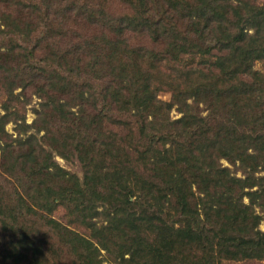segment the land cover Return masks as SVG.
I'll list each match as a JSON object with an SVG mask.
<instances>
[{
	"label": "trees",
	"instance_id": "1",
	"mask_svg": "<svg viewBox=\"0 0 264 264\" xmlns=\"http://www.w3.org/2000/svg\"><path fill=\"white\" fill-rule=\"evenodd\" d=\"M109 1L100 0L101 3L91 5L84 21L79 11L70 8L68 12L78 16L73 25L65 26L66 30L53 24L49 11L43 6L42 14L34 19L36 24L29 23L33 17L29 14L24 20L17 16L11 21L6 18V12L0 14L9 26V33L16 34L0 31V35L3 34L0 37V73L4 81H8L1 83V87L12 92V88L19 83L24 86L35 84L40 89L38 91L49 96L47 99H52L54 103L60 102L61 96L57 93L64 91L68 100L60 102L63 107L58 113L65 122L73 124L72 130L79 133V141L76 142L79 157L88 167L91 163L89 151L92 150L100 162L110 164L106 174L102 171L104 166L93 167L94 174L93 169L88 168L83 180L70 174L79 193L76 197V192L74 196L71 194L70 201L75 200L73 205L79 212H100L97 208L101 204L104 212L115 213L112 217L116 219L118 230H121H117L120 235L116 237V232L107 238L102 234L103 238L98 239L108 250L114 247L116 255L113 260L117 264H124L122 260H126L127 264H152L143 258L147 252L152 254V250L160 254L155 263L166 264L163 250H169L175 241L181 240L186 244H196L198 249L208 250L211 254L263 256L264 232L253 230L255 224L250 227L247 224L250 219L255 222L259 218L254 203L262 208L264 206V84L257 86L256 83L260 82L257 73L247 70V67L252 68L251 62H245L242 73L245 72L253 80L251 84L257 86L253 92L243 88H232V92L218 91L217 88L206 91V99H201L210 109L207 115L201 114L199 100L191 105L186 93L176 88L172 101L161 100L152 89L151 84L157 78L154 72L165 65L167 69L171 61L179 58L178 55L173 56L177 51L195 54L196 51L191 49L195 48V44L190 28L198 24V18L194 17L196 14L184 15L181 20L173 13L172 18L167 17L173 27L167 28L168 24H165L164 34H161L165 40H161L162 46L154 48L146 43L144 47H137L131 38L133 26L135 22L137 25L151 23L152 0H142L141 11L133 4L135 0H128L131 1L129 14L125 9V14H121V8ZM85 3L90 4V0ZM23 9L26 14V8ZM94 14L106 21L97 22ZM177 22H185L184 28ZM63 39H67L68 43ZM112 48L118 49V59L108 56ZM165 54L169 58L167 64L163 62L167 61L163 56ZM74 63L88 66L93 71V77L81 74L80 69H72L68 75L63 72L66 66ZM169 72L172 73V70ZM200 74L214 80L212 76L216 72L200 70ZM179 76V79L185 76L181 69ZM60 81L64 82L60 84ZM65 82H70V85L66 87ZM52 92L57 94V98L50 97ZM176 101L184 114L172 120L171 109ZM73 105L78 106L77 111L71 109ZM190 106L195 107L188 110ZM0 123H3L2 119ZM107 123L112 129H125L124 133L120 135V132L112 130L111 140L106 139L104 129ZM35 139L37 135L29 136V146L32 143L39 145ZM41 148L44 152L43 145ZM31 153L33 158L38 157L35 148ZM222 156L233 164L240 163L245 177L237 174L238 168L232 170L220 163ZM41 165L35 166L34 174L48 168V165ZM256 184L259 188L253 190ZM246 186L251 189L245 190ZM195 189L204 195L198 197ZM26 191L29 192L28 198L20 196L13 201H2L0 207L4 212L24 213L25 208H32L33 211L52 209L53 200H44L45 196L49 198L48 193L40 184L36 186V181L31 179ZM246 193L250 202L244 200ZM52 197L56 200L60 198L57 194ZM173 208L185 216L181 218L178 215L179 226L172 219H165V214ZM139 212L145 213V216L143 213L139 215ZM208 212H216V217H211L210 227L207 228V224L198 219ZM19 214L11 216L1 212L2 263H17L33 258L37 252L45 255L48 251L42 243L28 245L29 234L35 232L20 221L26 213ZM147 226L157 231L164 240L161 244L152 243L154 247L146 252L144 244L138 242V235ZM100 235L97 234L98 237ZM126 253H130L129 258L125 257ZM111 261L109 264H113ZM95 263L100 264H92Z\"/></svg>",
	"mask_w": 264,
	"mask_h": 264
},
{
	"label": "rangeland",
	"instance_id": "2",
	"mask_svg": "<svg viewBox=\"0 0 264 264\" xmlns=\"http://www.w3.org/2000/svg\"><path fill=\"white\" fill-rule=\"evenodd\" d=\"M85 1L0 0V14L6 12V18L9 21L14 20L17 16L24 20L25 16L29 14L33 16L29 23L34 22L36 24L37 22L34 19L37 15L42 14L41 8L43 6L45 10L49 11L48 14L53 24L65 29L68 24L73 25L75 17L78 16L77 13H69L70 8H73L75 12L79 11V15L84 21L86 15H89L87 12L92 7L91 5L95 6L101 3L100 0H90V4H86ZM109 2L114 3L115 7L119 6L121 14H125L123 9L128 14L131 12V1L110 0ZM135 2L133 4L138 11H141L144 1L135 0ZM151 2L153 8V12L150 14V18L153 19L151 23L137 25V22H135L133 26L131 38L137 47H144L146 43L154 48L159 47V45L162 46L161 40H165L161 37V34H164L165 24H168L167 28L173 27L169 22L170 20L167 19V17L172 18L173 13L181 20L184 15L192 16L196 14L194 17L198 18V24L196 26L192 25L190 28L192 29L190 33L193 36L192 41L195 48L189 47L196 51L195 54L189 51L186 53L177 51V54L175 53L173 56L178 55L179 58L171 61L167 69L165 65V67H161L160 71L154 72V76L157 78L154 79L155 83L152 82L151 85L153 91L155 90L157 97L161 100L172 101L173 92H175L173 90L176 88L178 91L182 90L186 93L187 101L191 105L199 100L201 114L207 115L210 109L201 99H206V91H215L217 88L218 91L232 92L231 90H234L232 88H243L249 89V93H252L253 88L255 89V87L264 84V0H152ZM22 8H26V14L24 9L21 10ZM94 18L97 22H100V20L102 22L106 21L98 14H94ZM153 21H155L154 25H152ZM156 21L157 25H155ZM185 22L177 23L184 28ZM0 31L16 35L12 32L9 33V26L5 24L1 16ZM25 35L26 33L22 39ZM63 38L69 39L66 36H63ZM131 38L129 39L130 42ZM67 39L62 41L68 43ZM2 49L4 50L5 46ZM231 49L233 51H230ZM246 52L247 55L249 54L248 56L245 55ZM118 53V49L112 48L108 56L110 55L113 60L118 59ZM163 56L167 59L163 62L167 64L169 58L166 54ZM82 59H85V57H82ZM247 60L249 63L251 62L252 66V68L247 67V70L255 71L256 76L260 79V82L256 83L257 86L251 84L253 80L245 72L242 73ZM209 65H212L210 70H208ZM72 69L74 71L80 69L81 74L90 78L93 77V71L85 64L74 63L66 66L63 72L68 75L72 72ZM180 69L182 74L185 75L182 79H179ZM169 70H172V73ZM200 70H204L206 73L209 71L216 72V75L212 76L214 80L200 74ZM218 74L219 76H217ZM238 78H240L239 82ZM3 82L8 81H4V77L0 73V119L3 120V123H0V204L2 201L16 200L20 196L28 198L29 192L26 189L31 179L36 181V186L40 184L44 191L48 193L49 198L45 196V201L53 200L50 211L36 210V208V211H33L32 208H25V214L24 212H4L0 207V218L1 212L11 216H20L19 213L26 215V217L20 218V221L25 222L35 232L29 234L28 245L42 243L43 247H48L45 255L37 252L33 258L29 257L12 264H92L93 262L109 264L111 260L113 264H117V261L113 260L114 255H116V253H113L114 247L112 246L108 250L98 239L103 238L102 234L107 238H111L117 232L116 219L114 220L112 217L115 213L104 212L101 204L97 208L100 212H79L73 205L75 200L70 201L71 194L74 196V192H76L75 197L79 195L70 174L83 180L88 168L93 169L94 174L93 167H100L98 165H101L104 166L102 171L106 174L109 169L107 166L110 164L100 162L99 157H94L92 150L89 151L91 166L88 164L87 167L79 157L80 152L76 147V142L79 141V133L72 130L73 124L65 122L58 113L59 109L63 107L61 103L68 100L64 91L57 93L61 96L59 98L61 103L58 101L54 103L52 99H47L49 96L39 92L40 89L35 84L24 86L19 83V85L12 88V92L10 90L7 92L1 87ZM9 82L12 85V82ZM63 82L60 81V84ZM240 82L243 84H239ZM64 85L67 87L70 82H65ZM8 87L10 88V86ZM54 94L52 92L50 97L57 98V94ZM176 102L173 103L171 109L172 120L181 118L184 114L180 110V103ZM58 103L61 105L57 106ZM193 107L195 106H190L188 110H192ZM71 109L77 111L78 106L73 105ZM104 130L108 140H111L109 136L113 134L112 130L114 133L120 132V135L125 131V129H119L118 127L112 129L108 123ZM31 134L37 135L35 141L39 145H33L32 143L29 146L28 138ZM41 142L43 143L41 144ZM42 145L44 152L41 150ZM33 148L38 153V157L33 158L31 153ZM85 148H88V146ZM82 154L87 153L82 152ZM219 161L226 166H230L232 170L235 167L238 168L237 174L245 177L240 163L233 164L224 156L220 157ZM33 164L38 165L33 166ZM41 164L48 165V168L34 174L35 169ZM257 174L259 175L260 172H257ZM81 183L85 185V182L81 181ZM258 188V184L252 187L253 190ZM248 189L251 188L246 186L245 190ZM195 192L198 197L204 195L203 192L200 193L196 189ZM31 194L34 193L31 192ZM53 194L59 195L60 198L54 199ZM244 200L250 202V196L247 193L244 194ZM256 201H262V199ZM254 204L259 218L255 222L250 219L247 224L249 227L255 224L253 230L264 232V206L262 208L258 203ZM142 213L139 212L138 214L141 215ZM215 213L208 212L202 215L198 221L206 223L208 228L210 227L211 217H216ZM222 213L220 212V214ZM179 214L181 218L185 217L180 212H175L174 208L170 209V212L165 214V219H172L173 223L179 226ZM143 215L145 216V213ZM191 219L193 220V218ZM195 220L196 218H194ZM150 228L147 226L140 230L138 235L140 238L138 242L144 244L146 252L147 249L154 247L152 243L160 242L161 244L164 240L157 231H152ZM235 229L237 230L236 227ZM119 231L121 232V230ZM118 232L116 237L119 234ZM97 234L101 235L98 237ZM169 241L173 242L172 240ZM169 241L167 240V242ZM163 251L162 255L164 258L166 257V264L167 262H169L168 264H264V255L228 257L217 252L211 254L208 250L198 249L196 244H186L182 240L175 241L169 250L164 249ZM156 252L158 251L152 250V254L144 252L146 254L143 257L144 261L156 264V260L160 258V254ZM125 255L126 258L130 257V253ZM122 261L127 264L126 260ZM0 264L9 263L0 261Z\"/></svg>",
	"mask_w": 264,
	"mask_h": 264
}]
</instances>
